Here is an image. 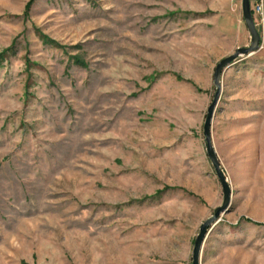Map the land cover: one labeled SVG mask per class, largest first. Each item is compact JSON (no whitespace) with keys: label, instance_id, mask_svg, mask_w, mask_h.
Returning a JSON list of instances; mask_svg holds the SVG:
<instances>
[{"label":"rangeland","instance_id":"rangeland-1","mask_svg":"<svg viewBox=\"0 0 264 264\" xmlns=\"http://www.w3.org/2000/svg\"><path fill=\"white\" fill-rule=\"evenodd\" d=\"M250 40L242 0H0V264H192ZM221 84L200 264H264V50Z\"/></svg>","mask_w":264,"mask_h":264},{"label":"water","instance_id":"water-1","mask_svg":"<svg viewBox=\"0 0 264 264\" xmlns=\"http://www.w3.org/2000/svg\"><path fill=\"white\" fill-rule=\"evenodd\" d=\"M242 14L246 28L248 29L250 34V38H251L250 45L243 48H238L235 54L221 60L216 66L214 73V82L217 86V90L214 99L208 108L204 127H203V134L205 137V148L222 187L223 204L220 207L216 208L214 214L201 225L200 231L194 243L192 264H200L202 247L208 231L215 223L220 221L221 215L228 211L231 204L232 188L230 183L228 182L224 169L222 168L221 162L214 149L213 140H212V122L221 96V91H222L221 76L224 73V71L229 66L234 64L236 61L240 59L249 58L260 51V47L262 43V35L257 28L251 10L250 0H242Z\"/></svg>","mask_w":264,"mask_h":264},{"label":"built area","instance_id":"built-area-1","mask_svg":"<svg viewBox=\"0 0 264 264\" xmlns=\"http://www.w3.org/2000/svg\"><path fill=\"white\" fill-rule=\"evenodd\" d=\"M250 2H251V10H252L253 16L256 15L257 17H259L260 22L263 23L264 22V0H250ZM260 50H264V38L263 37H262V43H261Z\"/></svg>","mask_w":264,"mask_h":264},{"label":"crops","instance_id":"crops-1","mask_svg":"<svg viewBox=\"0 0 264 264\" xmlns=\"http://www.w3.org/2000/svg\"><path fill=\"white\" fill-rule=\"evenodd\" d=\"M256 25H257V28H258L259 32L261 33L262 37L264 38V22L261 23L260 18H259V21H256Z\"/></svg>","mask_w":264,"mask_h":264}]
</instances>
